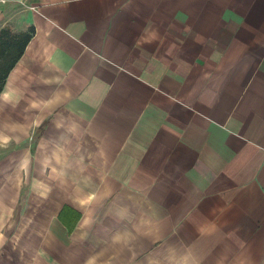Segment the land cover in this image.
<instances>
[{"label":"crops","instance_id":"obj_1","mask_svg":"<svg viewBox=\"0 0 264 264\" xmlns=\"http://www.w3.org/2000/svg\"><path fill=\"white\" fill-rule=\"evenodd\" d=\"M34 33L0 91V264H264V0H0Z\"/></svg>","mask_w":264,"mask_h":264},{"label":"trees","instance_id":"obj_2","mask_svg":"<svg viewBox=\"0 0 264 264\" xmlns=\"http://www.w3.org/2000/svg\"><path fill=\"white\" fill-rule=\"evenodd\" d=\"M33 33L32 28L19 33H14L9 28L0 30V91L8 73L23 54Z\"/></svg>","mask_w":264,"mask_h":264}]
</instances>
